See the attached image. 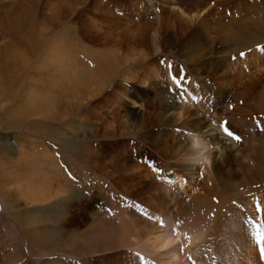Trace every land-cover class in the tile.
I'll return each mask as SVG.
<instances>
[{
    "label": "rangeland",
    "instance_id": "rangeland-1",
    "mask_svg": "<svg viewBox=\"0 0 264 264\" xmlns=\"http://www.w3.org/2000/svg\"><path fill=\"white\" fill-rule=\"evenodd\" d=\"M180 10L188 17L191 13L199 16L189 21L179 14ZM154 36L159 50L154 46ZM182 43H188L187 48L181 49ZM258 45L264 47V0H0V196L16 201L6 208L0 197V264H21L25 260L37 263L38 252L30 254L35 247L32 231L43 221L33 219L29 223L24 217L38 216L40 208L52 205V202L27 204V187L15 186V176H8L10 171L14 173L22 167L18 163L22 158L20 150H49L57 156L64 176L72 180L71 188L77 190L70 191V195L81 196L78 205L76 202L68 205L70 210L82 213L85 207L88 218L109 216L108 212L116 206L111 203L117 196L111 182L112 166L107 164L104 168L111 177L101 178L98 157L86 160L85 152L101 154L103 163L118 148L124 149L126 156L136 149L147 154L142 144L138 148L132 146L134 136L122 130V126L109 131L112 121L109 118L113 111L119 120L144 117L146 126L137 129L138 133L154 131L156 128L151 130L150 124L152 103L158 101L159 95H171L170 88L162 86L166 82L163 67L167 62L176 73L184 69L185 77L189 76L193 83L189 91L193 93L192 89L198 87L194 95L197 102H202L212 94L203 90L200 80L205 74L199 71L205 72V68L196 59H222L224 64L218 69L219 74L226 72L222 86L233 96L244 98L245 104L241 105V99V106L238 105L235 97L216 104L218 110L210 114L204 131L226 140L239 161L247 164L249 161L246 193L260 200L264 194V131L256 127L255 118H264V110L263 106L261 109L253 106L259 104L258 100L264 104V51ZM242 52L244 56L240 55ZM126 72L135 78H123ZM111 73L115 75L109 79L108 87L102 94H95L96 80L105 75L109 78ZM154 82L160 84L162 94L157 93ZM90 88L94 93L89 92ZM44 91L50 102L47 108L42 107V101L39 104L42 111L37 116L27 114V106L29 111L33 109L26 103L30 95L42 96ZM220 121H228L242 140L237 143L225 135ZM250 138L261 146L258 154L251 147ZM181 141L180 149L186 146ZM213 151L222 154L219 145H213ZM156 193L149 187L137 190L131 197L120 194V204L143 216L151 202L163 204ZM57 210H64L60 202L49 211ZM104 218L109 220L95 222L92 227L95 233L89 232L91 235L83 239L62 231L65 225L77 227L74 219L49 223L55 229L49 234H55L53 238L58 242L55 248L47 249L50 251L45 257L53 264H150L145 255L129 245L126 237L130 233L115 229L122 226L118 213ZM248 220L254 229L258 228L254 218Z\"/></svg>",
    "mask_w": 264,
    "mask_h": 264
},
{
    "label": "bare ground",
    "instance_id": "bare-ground-1",
    "mask_svg": "<svg viewBox=\"0 0 264 264\" xmlns=\"http://www.w3.org/2000/svg\"><path fill=\"white\" fill-rule=\"evenodd\" d=\"M179 14L189 21L199 16L191 13L188 17L181 10ZM187 45L188 43H182L181 49L187 48ZM154 46L159 50L156 36H154ZM196 61H199V64L205 68V72L199 71V73L205 74L204 79L200 80L203 90L212 96H208L205 101L197 102V96L194 95V92L198 87L192 89L193 93L189 91L188 88L193 84L189 76L183 81L182 86L179 81L173 82L170 78L169 63L167 62L163 67L166 82H163L162 86L166 89L167 85L171 90V95L169 97L159 95L158 101L152 103L150 120L153 123L150 124H152L151 130L156 128L155 133V130H145V132L143 131L144 134L138 133V130L146 126V123H143L144 117L133 121H130V117L119 120L113 111L111 113L113 114L112 118H109V120L112 119V121L110 120L109 131H112L111 128L114 130L117 125L122 126V130L125 129L130 136H134H131L133 139L130 141L132 146L138 148L136 146L142 144L147 149V154L136 149L133 150L134 152H130L129 156H126L123 154L125 150L118 148L108 155V159H105L107 163H103L101 154L98 153V156H94L93 153L86 151V160L98 157V169L103 173H100V176L105 179L111 175L108 169V173H106L105 166L107 164L112 166L111 171L114 176L111 182L116 187L117 196L113 198L111 205L116 206L111 209V212H108L109 216L115 211L118 213V220L122 226H116L115 229L121 233L129 232V236L126 237L129 245L132 244L133 249L145 255L150 264H264L259 247V242L264 237V194L258 200L262 209L258 212L257 196L248 195L246 193L248 188H245L249 184V161V165L246 161V163L239 161L238 155L232 153L226 140L219 135L208 134L207 131H204L211 119L210 114L218 110L216 104L235 97L238 105H240L241 99V105H244V98L237 95L233 96L230 91L222 86L224 83L221 80L224 79L226 72L218 73V69L224 64L221 58L204 57L196 59ZM183 63L186 64V62ZM172 72L177 76L180 75L174 69ZM114 75L115 73H111L109 78L105 75V78L96 80L98 87L94 90L95 94L103 92L108 87L109 79ZM124 77L128 80L135 78L134 75H129L127 72ZM154 85L157 86V93H159L161 91L160 84L154 82ZM181 87H183V91H179ZM94 91L89 89L91 93ZM43 93L42 96L30 95V98L29 96L26 98H29L26 102L30 104L29 106L33 109L34 107L39 108L29 111L27 106V114L37 116L42 111L40 109L42 101H44L42 107L48 106L50 102L46 97L47 93L46 91ZM257 103L259 104L254 103L253 108L261 109L263 106L264 110V104L259 100ZM46 108L44 109L46 110ZM201 108L204 109L201 110ZM101 109H103L102 106ZM207 112L209 114H206ZM103 120L107 122V120ZM113 122H117L116 125ZM143 124L145 125L143 126ZM103 131L107 132V130ZM181 140L186 142V146L180 149L179 147L183 144ZM250 140L251 147L258 154L261 146H256L254 142L256 140L251 138ZM213 145H219L222 154L217 155L213 151ZM31 150H20L22 158L19 160L17 158V160L18 163H22V167L16 168L15 170L18 169V171L14 173L11 171L8 173V176L14 175L15 179L19 181L24 177L22 183L28 189L26 198L32 196V201L38 202L37 199L46 200L54 196H63L62 199L69 200L70 205L75 202L78 205L81 196L78 193L70 195V191L75 192L77 190L71 188V179L64 176L56 156L49 150L46 152ZM136 154L138 157H135ZM78 155L81 158L84 157L82 153ZM149 162L154 163L155 168L161 171H154L153 168L149 167ZM37 180H39L38 183ZM149 187L157 192V196L162 198L163 204L157 201L151 202L148 208L143 211V216L131 213L120 204V194L126 193L127 196L131 197L136 194L137 190L140 191V189ZM0 197L6 208L14 201L3 198L2 195ZM242 200L246 201L242 202ZM77 205L75 207H78ZM247 213L251 218H254L253 221L257 222L258 230L256 228L255 230L250 224L248 220L250 217L247 218ZM55 214L57 224L60 221L71 222L70 218H73V223L79 227L77 234L82 239L85 235L87 237L91 235L89 232L95 233V229H92L95 222L98 224L109 220V218H104L109 217L106 214L82 219L81 210L80 213H77V209H69L65 213L62 212L61 215ZM33 215L35 216V214ZM33 215L28 219L25 216L24 219L28 220L29 223L33 219L43 221L40 216L34 217ZM86 220L90 221L87 222ZM82 227H84L83 230Z\"/></svg>",
    "mask_w": 264,
    "mask_h": 264
},
{
    "label": "crops",
    "instance_id": "crops-1",
    "mask_svg": "<svg viewBox=\"0 0 264 264\" xmlns=\"http://www.w3.org/2000/svg\"><path fill=\"white\" fill-rule=\"evenodd\" d=\"M56 156V155H55ZM57 157V156H56ZM58 163H59V161H58ZM59 166H60V169L62 170V167H61V165H60V163H59ZM63 171V170H62ZM68 174V173H67ZM25 176V175H24ZM69 176L67 175V178H68ZM24 178V177H23ZM23 178H21L20 179V181L19 180H17L16 179V184H15V186H17V185H23V186H25V184L24 183H22L23 182ZM70 181H72V180H70ZM24 188V187H23ZM22 191H23V189H22ZM25 191V190H24ZM52 192V191H51ZM21 197H24V193H21ZM18 198V197H17ZM26 198V197H25ZM51 198V199H50ZM50 198H48V199H44V200H42V199H37V201L39 202V203H50V202H52V205L53 204H57V203H59L60 202V205H63L64 206V210H57V211H55V212H50L49 210H50V208H51V206L52 205H50V206H47L46 208H40V210H38L39 211V215L38 216H40L41 217V219H43V221L44 222H42L41 224H38V226H37V228L35 227L34 229H36V230H34V231H32L33 232V239H32V242L35 244L34 246V248H31V253L30 254H33V252H38V254L36 255V258H38V261H37V263L36 264H53V263H51V262H49V258H46L45 256H46V254H48V251H50V250H47L48 248H55V247H53L54 245H56L57 244V242H58V239L56 240V238H55V240H54V238L53 237H55V234L53 235V237L49 234L50 232L52 233V231L53 230H55L54 228H52L53 227V224H52V226H50L49 227V223H55L56 222V214L55 213H59L60 215L62 214V212L63 213H65V211H67V210H69V206L68 205H70V201L69 200H64V199H62L63 198V196H54V197H50ZM69 199V198H68ZM26 200H28L26 203L27 204H30L31 206H35L34 204H36V203H33V202H36V201H32V196H30L28 199L26 198ZM44 201V202H43ZM31 202V203H30ZM86 203V202H85ZM38 205V204H37ZM87 205H90V203L89 204H87ZM67 206H68V208H67ZM93 206V205H92ZM96 206V205H95ZM67 208V209H66ZM41 209H43V210H41ZM86 209L87 208H85L84 207V209H82L83 211H82V214H81V217L83 218V217H86V214H87V212H86ZM32 214V213H31ZM33 215V214H32ZM32 215H30V214H28V216H27V218H29V217H31ZM59 215V216H60ZM34 216V215H33ZM36 216V215H35ZM34 216V217H35ZM37 217V216H36ZM70 219H73V218H70ZM76 228L77 227H74V226H62V231L64 232H66V233H68V235H76L77 233H79V231L78 230H76ZM83 228L84 227H82L81 229L83 230ZM60 232H61V229H60ZM45 234V235H44ZM31 235V236H32ZM38 235V236H37ZM67 235V234H66ZM44 239V240H43ZM46 241V242H45ZM33 247V246H32ZM57 249V248H56ZM15 255L17 254V252L16 253H14ZM35 254V253H34ZM38 256V257H37ZM24 257V256H23ZM60 258H62V257H60ZM18 259H20V258H18V256H17V260ZM63 259V258H62ZM15 264V263H14ZM21 264H29L28 263V261L27 260H25V261H23V263H21ZM58 264V263H57Z\"/></svg>",
    "mask_w": 264,
    "mask_h": 264
},
{
    "label": "snow or ice",
    "instance_id": "snow-or-ice-1",
    "mask_svg": "<svg viewBox=\"0 0 264 264\" xmlns=\"http://www.w3.org/2000/svg\"><path fill=\"white\" fill-rule=\"evenodd\" d=\"M257 47L259 50L264 51V47L259 46V45ZM240 55L244 56L245 53L242 52V53H240ZM162 63H164V62L162 61ZM172 67L173 66L171 64L168 65V71L170 73V78L173 80V82L179 81L180 85L182 86L183 81L186 79V77L184 75V69L181 68L180 69V75L177 76L172 72ZM179 91H183V87H181L179 89ZM229 107L231 108L232 105H229ZM255 121H256V127L258 129H260L261 131H264V122H262V121H264V118H255ZM219 123L221 125L222 131H224L225 135H227L229 138L234 139L237 143H239L242 140V137H240L237 133H235L234 131L231 130V128L229 127L228 121H220ZM149 167L153 168L154 171H157V172L161 171L159 169H156L154 163H152V162H149ZM257 211L258 212L262 211L259 202H257ZM259 247L261 250V258L264 259V237L261 238V240L259 242Z\"/></svg>",
    "mask_w": 264,
    "mask_h": 264
},
{
    "label": "clouds",
    "instance_id": "clouds-1",
    "mask_svg": "<svg viewBox=\"0 0 264 264\" xmlns=\"http://www.w3.org/2000/svg\"><path fill=\"white\" fill-rule=\"evenodd\" d=\"M207 162V161H206Z\"/></svg>",
    "mask_w": 264,
    "mask_h": 264
}]
</instances>
